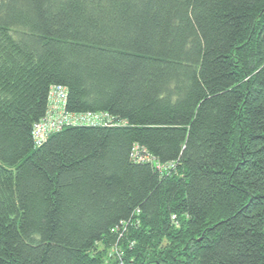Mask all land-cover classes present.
Segmentation results:
<instances>
[{"label": "trees", "instance_id": "trees-1", "mask_svg": "<svg viewBox=\"0 0 264 264\" xmlns=\"http://www.w3.org/2000/svg\"><path fill=\"white\" fill-rule=\"evenodd\" d=\"M120 258L264 264V0H0V264Z\"/></svg>", "mask_w": 264, "mask_h": 264}, {"label": "built area", "instance_id": "built-area-1", "mask_svg": "<svg viewBox=\"0 0 264 264\" xmlns=\"http://www.w3.org/2000/svg\"><path fill=\"white\" fill-rule=\"evenodd\" d=\"M48 99V109L43 119L36 123L33 127V141L36 147L42 146L49 137L55 133L61 132L66 128L76 127H120L125 125L116 117L109 113H71L67 110V89L65 87L54 86L50 90ZM138 149L135 151L134 158L143 162L145 160L152 161L148 157H139ZM174 220H176L174 218ZM121 264L122 258H120Z\"/></svg>", "mask_w": 264, "mask_h": 264}]
</instances>
